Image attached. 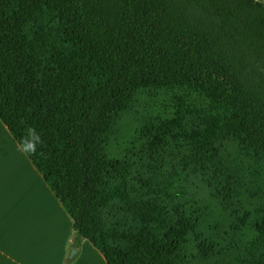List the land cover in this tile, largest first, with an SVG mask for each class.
<instances>
[{"label":"trees","instance_id":"trees-1","mask_svg":"<svg viewBox=\"0 0 264 264\" xmlns=\"http://www.w3.org/2000/svg\"><path fill=\"white\" fill-rule=\"evenodd\" d=\"M0 123L106 264H264V6L0 0Z\"/></svg>","mask_w":264,"mask_h":264},{"label":"crops","instance_id":"crops-1","mask_svg":"<svg viewBox=\"0 0 264 264\" xmlns=\"http://www.w3.org/2000/svg\"><path fill=\"white\" fill-rule=\"evenodd\" d=\"M68 218L0 123V264H71Z\"/></svg>","mask_w":264,"mask_h":264},{"label":"rangeland","instance_id":"rangeland-1","mask_svg":"<svg viewBox=\"0 0 264 264\" xmlns=\"http://www.w3.org/2000/svg\"><path fill=\"white\" fill-rule=\"evenodd\" d=\"M258 2H260L263 6H264V0H256ZM2 125V124H1ZM3 126V125H2ZM4 128V127H3ZM5 129V128H4ZM6 131V130H5ZM7 132V131H6ZM22 152V151H21ZM69 219V218H68ZM70 242H68V247L71 249L70 247ZM84 245H82L81 249H80V255H79V251H78V257L82 255V259L84 262L90 261L92 259V257L94 259H97L98 261H100L101 263H104L103 258L100 256V254L86 241H84ZM81 246V245H80ZM80 248V247H79ZM79 250V249H78ZM76 259L73 260V262H75Z\"/></svg>","mask_w":264,"mask_h":264}]
</instances>
